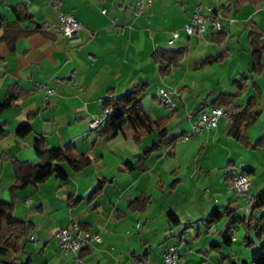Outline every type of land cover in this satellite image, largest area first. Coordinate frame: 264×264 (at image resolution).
<instances>
[{"label":"crops","instance_id":"obj_1","mask_svg":"<svg viewBox=\"0 0 264 264\" xmlns=\"http://www.w3.org/2000/svg\"><path fill=\"white\" fill-rule=\"evenodd\" d=\"M197 3L212 6L222 31L209 27L202 38L184 34ZM17 4L32 14L19 26L41 27L17 38L12 48L0 41V201L13 200L15 217L30 224L20 260L73 264L74 254L60 250L54 232L76 221L102 237L84 250L85 264H164L163 253L172 245L177 257L167 264L249 263L261 241L242 229L241 208L247 205L230 180L244 172L254 196L264 191V146H255L264 135V54L254 71L249 43L256 30L264 45V0H152L137 15L134 0H0V16L13 22ZM59 12L81 22L78 39L60 32ZM174 29L181 38L168 44ZM158 48L186 53L161 74L152 57ZM139 83L147 85L142 106L150 118L170 116L169 137L185 134L188 113L207 111L222 94L234 95V106L253 99L251 109L259 113L241 140L229 134L230 118H221L211 130L144 153L157 142L156 131L136 142L128 124L113 136L98 134L103 124L90 125L103 112L108 91L117 98ZM159 86L180 90L176 110L157 101ZM46 87L54 92L46 95ZM176 117L177 131L171 129ZM37 136L50 149L70 142L89 162L77 171L58 162L65 179L51 175L11 191L12 160L36 163ZM143 194L149 197L145 208H130ZM215 210L225 214L207 226L203 221ZM247 235L253 246L246 245Z\"/></svg>","mask_w":264,"mask_h":264},{"label":"trees","instance_id":"obj_2","mask_svg":"<svg viewBox=\"0 0 264 264\" xmlns=\"http://www.w3.org/2000/svg\"><path fill=\"white\" fill-rule=\"evenodd\" d=\"M16 19L13 22L6 20L4 16H0V26H3V31L0 33V41H5L11 48L17 38L41 29L40 25L33 28H24L19 26V21L22 19H31L32 14L23 4H17L12 7ZM249 43L253 51V66L254 71H259L261 68V55L264 54V45L260 42V33L253 30L249 34ZM186 53L185 48L178 50H166L158 48L153 52V59L160 64V73L164 74L171 65H176ZM218 57H215L217 59ZM206 61L211 62L210 57ZM245 79L242 77L241 80ZM237 87L241 90L245 87L237 81H234ZM147 91L145 83H139L133 86L128 92L120 97L114 98L112 91H108L106 98L103 100V107H112V112L107 115L105 122L98 131L99 135H115L118 130L125 124H128L133 131V138L136 142L147 134L157 132L158 140L156 143L147 147L144 153L153 150H158L162 147L173 146L178 138L184 134L169 137L166 123L170 116L162 117L156 120L150 118L147 112L143 109L142 98ZM233 96L231 94H222L219 96L218 101L213 106L218 105L225 108L233 107ZM253 99H248L245 106L237 105L236 110L231 113L230 120L231 126L229 134L234 138L241 140L245 128L254 123L258 111L252 110ZM36 147L39 149L40 154L36 163H23L17 160H12L14 175L16 183L10 187V190L24 187L28 184H37L51 175H55L60 179H65L66 172L58 166V162H66L73 171H77L89 162V158L83 154L76 155V147L74 144L68 142L62 148H47L41 136L35 139ZM255 146H264V135L255 143ZM99 189L97 188L95 192ZM149 202L147 195H140L131 200L129 207L132 209L143 210L145 205ZM259 212L260 215L256 217L254 214ZM225 212L215 210L212 212L203 223L207 226L217 223ZM170 218L174 217L169 212ZM241 225L246 233L253 232L256 241H261L258 251L252 257L249 263L242 264H264V191H260L255 196L248 207V212L240 219ZM81 226V225H80ZM30 224L25 221L19 220L14 215V201L9 202L0 201V264H33L30 257L25 260H20L25 245L28 243V230ZM230 238L226 237L225 241ZM246 245L253 246V241L248 235L245 237ZM83 251L80 255L83 256Z\"/></svg>","mask_w":264,"mask_h":264},{"label":"built area","instance_id":"obj_3","mask_svg":"<svg viewBox=\"0 0 264 264\" xmlns=\"http://www.w3.org/2000/svg\"><path fill=\"white\" fill-rule=\"evenodd\" d=\"M152 3V0H134V14H140ZM105 12V9H102ZM212 6L197 3L192 11L189 21L186 22L182 29L186 36L202 38L209 27L222 31L223 28L219 21L213 15ZM81 22L72 14L59 12V29L60 32L69 40L78 39V33L81 29ZM181 38L179 30L170 31L168 44H173ZM54 92L53 88H45V94L50 95ZM180 95V90L176 86H159L156 88L155 96L159 103L168 110H176L178 105L176 97ZM236 110L235 106L225 108L222 106H210L207 111L193 114L188 113L191 120L190 129L181 137L182 140H188L192 134H202L205 131L215 128L221 118H229L231 113ZM112 112V107L104 108L101 114L95 115L90 125L92 128L100 127L106 120L108 114ZM230 187L237 193H241L247 206L251 203L253 195L249 193V180L244 172L234 174L230 180ZM248 207H242L241 212L246 215ZM54 236L58 242L60 250L65 254H74L73 264H85L84 258L80 252L87 249L91 244H99L102 237L98 232L82 228L78 222L73 221L69 226L55 230ZM33 238V236H31ZM177 257L176 246H169L163 253V263L167 264L175 261Z\"/></svg>","mask_w":264,"mask_h":264},{"label":"rangeland","instance_id":"obj_4","mask_svg":"<svg viewBox=\"0 0 264 264\" xmlns=\"http://www.w3.org/2000/svg\"><path fill=\"white\" fill-rule=\"evenodd\" d=\"M158 101V100H157ZM237 101H238V103H242L244 100L243 99H240V98H238L237 99ZM167 109V108H166ZM168 110V109H167ZM200 112H202V111H200ZM178 119V117H176L175 119H174V123H173V125L171 126V129L172 130H176L177 131V129H179V121L177 120ZM178 121V122H177ZM190 125H191V121L189 122V124H188V127H190ZM239 173V172H238ZM249 193H251L252 194V187H250V185H249ZM238 194V200H240V202L241 203H243V201H244V203L247 205V203H246V201H245V199H244V197L242 196V194L241 193H237ZM253 195V194H252ZM242 207V206H241ZM246 207H248V206H246ZM242 229L244 230V228L242 227ZM239 257V256H238Z\"/></svg>","mask_w":264,"mask_h":264}]
</instances>
